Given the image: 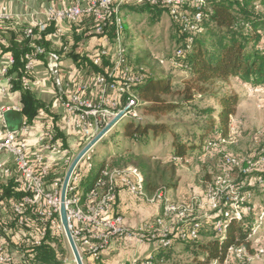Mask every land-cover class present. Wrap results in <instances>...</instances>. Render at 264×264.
Listing matches in <instances>:
<instances>
[{"label": "trees", "instance_id": "trees-1", "mask_svg": "<svg viewBox=\"0 0 264 264\" xmlns=\"http://www.w3.org/2000/svg\"><path fill=\"white\" fill-rule=\"evenodd\" d=\"M196 7L189 2L183 8L189 14L196 11L201 14V22L196 31L185 30L181 24L170 18L163 7L140 5L120 8L118 18L121 21V29L119 32H117L114 18L108 22L102 33L97 34L94 31L95 22L92 17L83 16L80 21L70 24L71 31L67 36H61L62 46L59 51L53 49L49 40V36L56 32L53 25L39 34L36 44L42 46L46 52L61 55L64 52L63 48H67L70 44L68 57L76 69L91 70L93 74H106L107 71L114 69L115 64L110 55H107L101 57L99 65H94L93 59L103 47H96V52L92 53L86 51L85 45L92 38L105 37L109 41L107 51L111 47L115 51L118 38L123 52L122 63L117 71L121 74L126 69L130 75L143 76V82L131 86L129 94L139 103L137 118H126L128 119L126 122L123 121L124 119L120 120L118 124L120 133H114L108 138V141H112L113 136L118 134L121 137L119 149L99 161L82 181L85 180L92 185L101 169L105 167L111 170L132 166L142 174L147 194L151 195L155 192L166 194L168 190H174L177 187L178 180L174 178V166L177 163L216 156L224 168H238L241 172L246 169L248 160L240 162V166L234 168L226 166L223 162V156L226 155L222 151L223 143L229 138L230 118L234 114L238 98L235 94H220L212 91L215 90L216 85L225 84L230 79L251 88L264 87V0H201V5ZM127 8L147 13L153 22H157L163 14L168 15L177 37V45L170 60L186 73V78L181 79V89L173 88L170 76L154 78L143 65H134L130 61L125 39L124 13L129 10ZM15 24L16 22L12 20L0 22V58L9 54L13 60L12 65L7 69L6 76L11 77L12 90L20 92L21 95L22 105L18 116L24 118L27 124H31L40 112L45 113L52 121L44 128L45 132L50 134L54 142L60 143L61 150H66L65 137L57 126L56 116L51 112V107L22 87L23 80L33 79L32 74L25 70L26 56L34 55L35 60L44 61L45 58L42 55H35L33 48L29 46L24 36V29L27 26L17 27ZM178 49H184L185 52L179 57H174ZM160 61V59L157 61L158 65ZM205 95L212 96L219 106L216 118L210 109L199 112L198 106H191L189 109L195 114L207 117L203 125H180V123L177 124L178 122L169 124L158 121L161 117L188 109L186 107L196 97ZM173 96L178 97L179 100L175 102L168 99ZM124 103L125 99L122 100L119 108ZM167 137H169L168 146H165L160 154L154 155L155 147L164 143ZM163 158L166 159L164 160L166 165L158 162V159L163 161ZM84 160L89 161L87 158ZM65 172L64 169L60 176L61 180ZM250 175L255 181L252 188L246 189V185L241 182L234 184L241 197V204H239L241 207L249 205V199L256 196L255 192H259L258 187L264 197V166L252 168L249 172L242 174L245 177ZM55 178L50 177L49 174L47 181L50 182ZM23 197L24 192L19 181L14 178L0 181V215L2 216H0V231L4 227L9 230V242L12 237L18 235L19 238H15L14 245L24 253L27 264H67L64 263L66 259L72 261L71 256L70 260L67 257L65 237L50 226L49 219H43L42 222L35 221L36 216L31 214V223L22 227L17 226L11 206ZM248 207L250 211L245 212L239 221H226L222 216L211 213L204 219L205 223L200 224L198 238L195 240L183 241L177 232L173 233L168 247L158 246L160 253L156 258H152L153 264H210L215 259L222 262L230 247H243L249 252L257 238V232L253 238H248L256 223V218L254 222H251L249 217L255 212L258 215L264 207L254 208L251 205ZM218 221L223 224L224 232L216 231L215 224ZM261 228L264 235V223ZM39 230H44L45 235L39 236ZM37 238L40 240L39 245L35 244ZM183 253L190 254L191 259L180 263L177 259ZM232 258L235 257L232 256ZM84 260L85 258H82L83 264H85ZM98 260H93V263L99 264Z\"/></svg>", "mask_w": 264, "mask_h": 264}, {"label": "built area", "instance_id": "built-area-1", "mask_svg": "<svg viewBox=\"0 0 264 264\" xmlns=\"http://www.w3.org/2000/svg\"><path fill=\"white\" fill-rule=\"evenodd\" d=\"M6 0H0V22L10 20L5 6ZM191 2L195 6L201 5V0H74L72 5H55L47 7L44 20L35 25H29L24 29V36L29 46L33 48L35 55H42L46 60V67L54 80L55 85L61 86L59 76V55L55 52H46L36 41L39 34L44 32L48 26L56 28L60 24L70 25L82 19L83 16H90L95 22V33H102L109 21L113 18L116 22L117 32L121 29V21L118 18L122 6H160L167 10L171 19L178 22L185 30L196 31L201 22V14L196 11L189 14L183 10L186 4ZM196 7V8H197ZM105 47L94 57L93 64L99 65L101 57L110 55L114 61V69L106 74H93L92 71H84L86 74L82 81L73 86L74 93L62 101V106L75 117L74 125L85 142L89 143L119 112L123 118L135 119L138 116L139 103L134 97H130V88L143 82V76L130 75L128 70L121 74L117 71L122 63L123 49L117 38L116 47L113 53L107 51L109 41L102 38ZM188 49V46H186ZM185 52L178 49L174 57H179ZM173 57V58H174ZM27 63L25 70L32 72L34 55L26 56ZM114 59V60H113ZM8 65L0 67V79L6 77L7 69L12 65L11 57L7 60ZM90 82V83H88ZM99 88V96L95 99H86L81 96L86 86ZM22 86L27 87V80L22 81ZM128 95V97H127ZM124 105L119 108L122 100ZM1 112L15 111V107H1ZM42 148L49 152L48 159L42 154H35L31 157L26 152V144L18 139L16 132L6 131L0 133V151L10 156V164L7 166L0 162V173L3 180L14 178L21 184L24 197L12 204V211L16 217L17 226L22 227L31 223V214L36 216L35 221L42 222L43 219L50 220V226L63 234L60 224V190L61 178H55L47 182L49 166L47 161L52 159L58 152L59 145L52 140L50 134H45L41 143ZM87 155V154H86ZM87 160L89 159L86 157ZM223 162L226 166L234 168L240 166V161L232 155H224ZM246 169L264 166V156L259 157L255 162L246 161ZM92 167L89 166L88 170ZM0 179L1 182H4ZM119 189L127 192L137 202L148 206L158 205L160 214L154 218L145 219L137 230L129 229L123 218L115 211V203ZM100 191V192H99ZM249 197V195H247ZM237 188L230 184L225 178L218 177L213 184L205 191L203 198L191 197L185 204H174L163 192L147 194L144 189V178L134 167L128 166L122 169H101L99 176L87 191L80 188V176L76 169L70 177L65 208L68 228L81 258L98 260L102 251L107 249L115 238L135 239L138 243L155 242L159 247L166 248L171 244V236L177 232L181 240L190 241L198 238L200 223L195 217L196 212L210 211L214 215L222 216L226 221H239L245 212H249L248 206H240ZM226 208V209H222ZM264 220V210L258 213V218L248 238L254 237L260 229ZM187 226H189L187 228ZM217 232H224L221 221L215 224ZM3 237L2 248H0V264H27L24 253L15 247L14 243L7 241L9 230L1 229ZM39 236H44L45 231L39 230ZM65 237V236H64ZM36 245L40 244L37 238ZM247 254L243 247H230L227 249L222 262L215 259L210 264H230V258L234 256L242 260ZM257 258H264V247L255 250ZM66 260L64 261V263ZM131 264H153L152 257L144 260H132Z\"/></svg>", "mask_w": 264, "mask_h": 264}, {"label": "rangeland", "instance_id": "rangeland-1", "mask_svg": "<svg viewBox=\"0 0 264 264\" xmlns=\"http://www.w3.org/2000/svg\"><path fill=\"white\" fill-rule=\"evenodd\" d=\"M129 9V8H127ZM126 43L130 61L134 65H143L154 78L161 76H170L172 78V86L174 89L182 88L181 79L186 78V73L178 68L170 60L174 48L177 45V37L173 25L170 22L168 15L163 14L157 21L153 22L147 13H142L138 10H128L124 13ZM132 44V45H131ZM161 60L159 65L158 60ZM139 61V62H138ZM220 94H235L238 98V104L234 109V114L230 118L231 130L229 131L228 140L223 143L222 151L225 154L232 155L240 162L244 160L256 161L261 156H264V87L251 88L242 85L234 79H230L225 84H218L215 90ZM177 102L179 99L176 96L168 98ZM191 106H198L199 112L205 109L212 110L214 118L219 106L214 98L210 95L196 97L185 110L174 113L173 115L161 117L158 121L177 123L180 125H203L207 117H202L190 110ZM124 119L123 121H127ZM110 134V133H109ZM109 134H106L99 142L91 149V153L87 156L89 161H85V169L83 174L88 172V168L97 165L102 161L107 154L115 152L120 146L118 134L113 136L112 141H108ZM169 137L161 145L155 147L153 154H160L165 146H168ZM86 158V157H85ZM165 158L158 159L164 165ZM166 165V164H165ZM168 165V164H167ZM175 177L177 187L174 190H168L165 194L168 199L174 204H185L193 196L203 198L205 191L212 185V182L218 178H225L230 184L241 182L246 185V189L252 188L254 185L253 176H242L241 169L224 168L216 156H206L202 160H191L187 163H177L175 166ZM205 181V182H204ZM259 192H255V197L249 199L248 204L254 208L264 207V197L258 187ZM261 192V193H260ZM241 199V197H239ZM142 206V211L148 206L139 203ZM248 205V206H249ZM160 210H157L159 212ZM145 213V212H143ZM211 214L210 211L204 210L196 212L195 217L200 224L205 223L204 219ZM257 220L258 215L255 212L249 217L251 222ZM264 223V220H263ZM67 257L70 260L69 247L67 245ZM259 247H264V235L262 228L257 231V238L252 249L247 252L246 256L238 261L231 257L233 264H264V258H257L255 251ZM179 250V247L176 246ZM191 259L190 254L183 253L178 257V262H186ZM73 261V259H72ZM169 264V263H163Z\"/></svg>", "mask_w": 264, "mask_h": 264}, {"label": "crops", "instance_id": "crops-1", "mask_svg": "<svg viewBox=\"0 0 264 264\" xmlns=\"http://www.w3.org/2000/svg\"><path fill=\"white\" fill-rule=\"evenodd\" d=\"M61 3L63 5H72L74 0H6L5 6L7 7L10 20L15 21V26L19 27L21 25H35L37 22L43 21L47 7L51 4L61 5ZM70 31L71 26L67 24H60L57 27V32L49 36V40L53 46V49L56 51L60 50L62 46L61 36H67ZM98 46L105 47L102 39L92 38L85 45V49L86 51L95 53V48ZM69 47L70 44H68L67 48L64 47V52L59 55L60 60L58 71L61 78V86L55 85L53 78L47 70L46 60H34L32 72L30 73L32 74L33 79L27 80L28 90L38 100L51 107V112L56 116L57 126L65 137L66 150H61L60 143L56 141L60 149L52 159L47 161L50 177L56 178H59L62 175V171L64 169L65 171L67 170L71 161L85 146L81 132L75 128L74 115L69 113L62 106V101L66 100L71 94L74 93L73 86L81 82L82 77L87 74L86 73L83 75V73H85L84 71H88L76 69L74 63L68 57V54L70 53ZM109 49V51L113 53L114 48L111 47ZM77 50H79V48ZM9 57L11 56L6 54L0 58V67L8 65L7 60ZM10 81L11 77L9 76L0 79V108L15 107L19 109V111H0V133H4L6 131L16 132L18 139L26 144V152L28 156L31 157L35 154H42L44 158L48 159L47 157L49 152L42 148L41 143L44 139V135L48 134L45 132L44 128L47 127V124L52 122L51 118L42 112H40L34 118L31 124H27L24 118H20L18 115L21 111L22 105L21 95L20 92L12 90ZM81 96L89 100L95 99L99 96V88L88 85L85 87ZM123 119L125 118H122L121 120ZM118 124H120V122H118ZM118 124L107 134L110 133L109 135L111 136L114 133H120ZM119 143L121 144V137L119 138ZM91 151L92 149L88 153H91ZM115 152L109 153L106 156L112 155ZM88 153L85 157L89 155ZM85 157L76 167V173H78L80 176V188L82 191L88 190L91 185L90 182L85 180L82 181L83 177L91 170L90 169L86 174H83V171L86 168L84 160ZM0 162H3L8 166L10 164V156L6 152L0 151ZM2 178L3 176L0 173V179ZM141 208L142 206H140L133 197L129 196L126 191L119 189L115 203V211L123 218L124 224L129 229L135 231L139 228L143 220L154 218L160 214V211L157 212V210H160L158 205L143 206V208H146L144 211H142ZM1 237H3V234L0 231V248H2L3 245V239ZM15 238H19L18 235L12 237L13 243L16 241ZM5 239L9 241V236H7V238L5 237ZM159 253V247L155 242L138 243L135 239L115 238L111 241L109 247L102 251L98 263L131 264L132 260L141 261L147 257L156 258ZM84 261L85 264H94L91 258H85ZM72 262L73 261H67L66 259L65 263L72 264Z\"/></svg>", "mask_w": 264, "mask_h": 264}, {"label": "water", "instance_id": "water-1", "mask_svg": "<svg viewBox=\"0 0 264 264\" xmlns=\"http://www.w3.org/2000/svg\"><path fill=\"white\" fill-rule=\"evenodd\" d=\"M123 118V113L119 112L89 143H87L74 157L68 166L61 185L60 190V208H59V219L60 224L64 231V236L67 241L68 247L70 249L74 264H83L82 258L77 250L75 242L71 236L70 230L68 228L67 216H66V208H65V198L67 186L70 180L71 175L76 169L77 165L80 161L86 156V154L91 150V148L99 142L110 130H112L118 122Z\"/></svg>", "mask_w": 264, "mask_h": 264}]
</instances>
